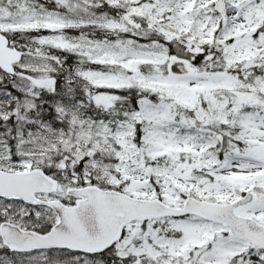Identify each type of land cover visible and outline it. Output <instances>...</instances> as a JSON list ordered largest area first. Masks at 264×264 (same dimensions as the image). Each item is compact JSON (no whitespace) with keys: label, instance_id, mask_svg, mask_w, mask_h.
<instances>
[{"label":"snow or ice","instance_id":"6c2138e0","mask_svg":"<svg viewBox=\"0 0 264 264\" xmlns=\"http://www.w3.org/2000/svg\"><path fill=\"white\" fill-rule=\"evenodd\" d=\"M0 264H264V0H0Z\"/></svg>","mask_w":264,"mask_h":264}]
</instances>
